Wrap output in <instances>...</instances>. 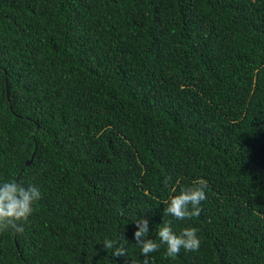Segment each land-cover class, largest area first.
I'll list each match as a JSON object with an SVG mask.
<instances>
[{
	"label": "trees",
	"instance_id": "obj_1",
	"mask_svg": "<svg viewBox=\"0 0 264 264\" xmlns=\"http://www.w3.org/2000/svg\"><path fill=\"white\" fill-rule=\"evenodd\" d=\"M198 179L200 215L166 216ZM13 180L40 199L0 264H142L139 218L201 241L149 264H264V0H0Z\"/></svg>",
	"mask_w": 264,
	"mask_h": 264
},
{
	"label": "clouds",
	"instance_id": "obj_2",
	"mask_svg": "<svg viewBox=\"0 0 264 264\" xmlns=\"http://www.w3.org/2000/svg\"><path fill=\"white\" fill-rule=\"evenodd\" d=\"M167 182V181H166ZM207 181L198 179L193 181L192 186L181 188L179 194L173 195L166 201L164 214L172 216L177 221H186L193 217H198L201 213V202L206 200L205 189ZM175 192V189H173ZM40 199L39 189L29 185L27 188L22 183L16 181H5L0 183V232L14 230L18 234L24 232L23 224L32 215L33 203ZM137 231L134 232L133 239L135 245L141 250L144 257L142 264H149L151 254L158 252L161 245L166 246V257H176L181 249L185 252H196L200 248L201 241L197 236V229L187 227L178 234L172 227L164 221L163 225L157 229L158 241L148 238L149 228L146 219L139 218L135 222ZM120 239L127 241L120 236ZM116 242L105 239L103 249H112ZM125 245L115 247L114 257L126 256Z\"/></svg>",
	"mask_w": 264,
	"mask_h": 264
},
{
	"label": "water",
	"instance_id": "obj_3",
	"mask_svg": "<svg viewBox=\"0 0 264 264\" xmlns=\"http://www.w3.org/2000/svg\"><path fill=\"white\" fill-rule=\"evenodd\" d=\"M29 164V163H28Z\"/></svg>",
	"mask_w": 264,
	"mask_h": 264
}]
</instances>
